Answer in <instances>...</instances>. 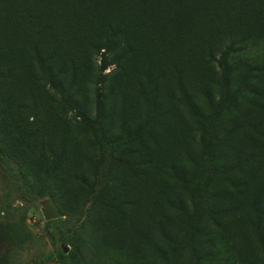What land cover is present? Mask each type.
<instances>
[{
    "label": "rangeland",
    "instance_id": "rangeland-1",
    "mask_svg": "<svg viewBox=\"0 0 264 264\" xmlns=\"http://www.w3.org/2000/svg\"><path fill=\"white\" fill-rule=\"evenodd\" d=\"M141 4L0 0V264H70L56 259L59 251L77 253L84 264H264V101L238 84L247 59L264 62V5H242L245 20L237 0H210L196 16L181 10L180 0H155L154 12ZM109 24L126 31L117 35ZM243 27L251 40L233 76L243 96L235 99L219 59L226 35ZM111 38L119 43L114 53ZM177 69L194 92L200 85L210 93L211 105L199 100L205 120L183 104ZM150 72L161 79L159 93ZM153 108L156 118L147 124ZM248 115L252 122L230 131ZM230 147L245 153L237 159L224 153ZM42 148L47 160L37 166ZM248 149L261 157L250 159ZM143 157L152 163L146 177ZM77 178L83 186L73 204L65 194ZM161 181L188 201L194 191L200 203L206 193L237 209L221 222L225 230L209 220L192 229L161 204ZM123 197L138 205L123 211ZM101 198L115 207L106 220ZM143 198L154 210H143ZM52 207L62 228L46 220ZM163 219L170 231L160 227ZM143 228L154 232L156 248L143 249ZM110 232L125 239V250Z\"/></svg>",
    "mask_w": 264,
    "mask_h": 264
},
{
    "label": "trees",
    "instance_id": "trees-1",
    "mask_svg": "<svg viewBox=\"0 0 264 264\" xmlns=\"http://www.w3.org/2000/svg\"><path fill=\"white\" fill-rule=\"evenodd\" d=\"M103 1L107 2L108 0H103ZM208 1L210 0H180L181 10H184L188 16H196L198 14V9L202 5L204 6L205 3H207ZM260 1L264 5V0H260ZM141 2L143 3L141 5H145V7L151 9V11H153L152 7L153 8L156 7L155 0H141ZM250 3H251V0H237V8L235 7L236 12L238 15H241L242 18L245 20H246L245 14L248 13L249 11L245 8H243V11L242 10L240 11L239 9L240 7H242V5H244V7L249 6ZM226 9L228 12L230 11V8L227 6H226ZM249 18H251V15H249ZM126 24L128 25L127 22ZM121 27L122 28L111 25V24L107 25V28H109L110 30H116L117 35L122 34L124 32L123 30L126 31V26H121ZM238 32H240V34H238L237 36ZM250 40H251L250 35L248 31L245 30L244 27L240 31L235 30V31L228 33L226 35V43H227L226 48H224V52L221 53V58L219 59V67L223 73L224 84L228 87V88L227 87L225 88L226 93H227V89L231 90L229 89V87L232 85V89H235L236 93L235 94L233 93L231 97L235 99L236 97H243V96H241V93L239 92L240 90H236V88L234 87V85H237L236 83L238 82L234 80L233 76L238 70L239 57L241 56L240 52L243 51L242 49L245 47V44H248ZM108 41H109L108 46L112 48L111 51L114 53L113 50H116L118 48L119 43L116 42V40L114 41V38H111ZM207 47L209 48L210 58H213L212 47L210 45H207ZM245 65H246V70L244 72L242 79L239 81L238 84H242L243 86L248 87L249 89L247 90L249 91L251 95H253L255 98H259L264 101V62H261L260 66H256L254 64H251V62H249L247 59ZM185 77H186V72L181 71L180 69H177L178 90L180 92L182 102L187 108V110L189 111L190 116L198 119L199 121H203L205 120L204 119L205 109L203 108L204 105L200 103L199 100L202 98V96H204L208 102V105L209 104L211 105V101H212L211 95L207 90H205L200 85L196 86L197 91L194 92L189 87V84H187ZM149 78L152 80L151 87H154L155 92L159 93V90H157V88H158V81H160L161 79L160 80L154 79V77H152L151 72L149 73ZM134 80H138V79L134 78ZM138 83L139 85H141L139 80H138ZM198 92L201 94L200 96L197 95ZM6 104H8V102H6ZM155 113H156V109L153 108V115L147 118V124L153 123L154 118H156ZM207 116H211V114L209 113ZM222 117L223 115L219 114L217 115V117L213 118V120L215 119L216 121H218L219 120L218 118H222ZM85 121L87 124H91V122H93L89 117H85ZM247 121L252 122L250 115L246 116L245 119H242V120L236 119L235 123L232 124L233 126L230 131H233L234 129H236L239 123L244 124V122H247ZM259 124L263 130V133H261L262 131H259L258 136L260 135V137L264 138V122L262 121V119L261 121H259ZM246 128H249V127H244L243 129H246ZM232 134H237V131L233 132ZM28 150H29L28 151L29 154L36 153V150L34 148L28 147ZM236 150H237V147H230L224 153L228 152L230 154H235V158L237 159L240 158L243 153H245L243 149H238V151L235 153L234 151ZM248 150L249 151L247 154L250 157V159L252 158L258 159L261 157V155L255 154L252 149H248ZM45 154L46 153H45L44 148H42L38 152V155H37L38 159L36 160L37 166H40L41 164H44L46 162L47 159L45 157ZM219 157H221V159H219V162L227 163V160H225V158L222 160L223 157L222 156H219ZM151 165H152L151 161L143 157V176L146 177V171L148 170V168H150ZM236 167L238 168V165L230 168L231 173L235 172V170L237 169ZM169 169L171 172H176V173L179 172V168L176 165L174 166L172 165L171 167H169ZM162 181L161 183L164 184V187L166 189L161 187V191L163 193V195L160 197L161 204L165 205L168 209L173 210L178 214H181L182 218L183 217L186 218L188 220L187 221L188 226L191 227L192 229L199 228L205 220H209L212 223H214L216 226H219L220 230H225L226 227H224L223 224L221 225V222L227 219L230 215H232L233 212H235V210L237 209V208H233V206L235 205L233 201L228 202L227 205L215 203L216 200L214 199V197L213 198L210 197L208 199L205 198L206 193H204L201 196L202 201L200 203L199 199L197 200V197L194 191L189 197L190 201H188V199H186L185 197L180 196L178 193L172 190H169L165 185L166 182H162ZM74 182L75 184L73 185V187H75V189L68 190L65 194L67 196V197L65 196L66 199L71 201L73 204L78 202L79 191L82 190L83 180L82 178H77ZM66 187L67 188L69 187V183L64 185V188ZM33 192L38 194L39 196L43 195L42 192L40 191H33ZM123 200L124 202L121 201L123 211H126L127 207L133 208L138 205L136 201L129 199V197L127 198L123 197ZM147 203L148 202H146L145 199L143 198V210L145 211V208L154 210L150 207H147L146 206ZM199 204L201 205V208H203V210L200 212H196ZM101 206H103L102 211L106 217L105 218L106 220L107 217H110L111 212L113 209H115V207L111 201L104 199V198H101ZM55 222H57L56 224H58L57 226L59 228H62L63 226L62 219L55 220ZM161 226L170 231L169 228L171 225L167 223L166 219H163L161 221L160 227ZM112 232H110L109 234L114 239V242H115L114 245L117 246L120 250H125V246H126L125 239L119 235H113ZM153 234L154 232L152 231V229L151 230L146 229L143 231V249L145 248L144 250L150 249V248H153V249L156 248L157 244L154 243ZM157 236L162 239H166V240H169L170 238V236L168 237L162 229L161 231L159 230V233H157ZM55 257L57 260L61 262L65 260H69L70 264H84L80 255H78L77 253H74L73 251H68L67 254H64L63 252L59 251L56 253Z\"/></svg>",
    "mask_w": 264,
    "mask_h": 264
},
{
    "label": "water",
    "instance_id": "water-1",
    "mask_svg": "<svg viewBox=\"0 0 264 264\" xmlns=\"http://www.w3.org/2000/svg\"><path fill=\"white\" fill-rule=\"evenodd\" d=\"M61 213L56 207H52V209L46 214V220H58L61 219Z\"/></svg>",
    "mask_w": 264,
    "mask_h": 264
}]
</instances>
